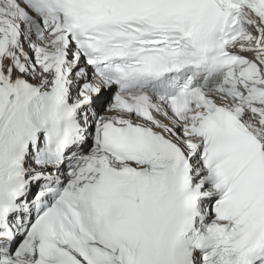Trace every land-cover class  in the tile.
<instances>
[{
	"label": "snow or ice",
	"instance_id": "obj_1",
	"mask_svg": "<svg viewBox=\"0 0 264 264\" xmlns=\"http://www.w3.org/2000/svg\"><path fill=\"white\" fill-rule=\"evenodd\" d=\"M0 264H264V0H0Z\"/></svg>",
	"mask_w": 264,
	"mask_h": 264
}]
</instances>
